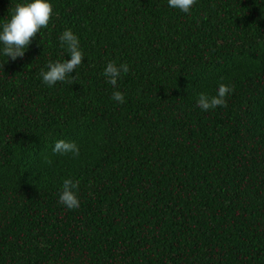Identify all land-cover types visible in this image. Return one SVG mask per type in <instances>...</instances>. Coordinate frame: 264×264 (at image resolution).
Listing matches in <instances>:
<instances>
[{
	"label": "trees",
	"instance_id": "obj_1",
	"mask_svg": "<svg viewBox=\"0 0 264 264\" xmlns=\"http://www.w3.org/2000/svg\"><path fill=\"white\" fill-rule=\"evenodd\" d=\"M26 2L0 0V31ZM49 2L22 58L0 42V264H264V0ZM65 29L85 58L48 86ZM221 83L226 107L201 110Z\"/></svg>",
	"mask_w": 264,
	"mask_h": 264
},
{
	"label": "clouds",
	"instance_id": "obj_2",
	"mask_svg": "<svg viewBox=\"0 0 264 264\" xmlns=\"http://www.w3.org/2000/svg\"><path fill=\"white\" fill-rule=\"evenodd\" d=\"M196 0H168L171 8L179 9L184 13L190 14V9ZM53 15V6L49 0H30L26 3L15 5L10 20L5 22L0 31V42L3 43V54L15 61L18 57H23L25 50L31 41L36 38L42 28H47ZM61 46H66L70 59L61 61H49L47 71L41 70L42 82L48 86H54L57 82H64L82 64L84 53L79 47L78 37L71 31L65 29L59 36ZM2 67V65H0ZM129 67L127 64L117 65L115 61L107 63L104 69V76L108 83L116 87L118 79L122 74H127ZM73 80L75 76H72ZM233 87L221 83L218 85L217 94L209 97L200 93L197 106L201 110L208 111L217 107H226V96L233 92ZM112 99L118 103H124V94L120 91L113 92ZM54 152L60 154L71 153L74 157L79 156V147L74 142L58 140L53 148ZM51 163V161H49ZM80 181L65 179L59 195V203L68 209H75L80 206L78 199V189Z\"/></svg>",
	"mask_w": 264,
	"mask_h": 264
}]
</instances>
